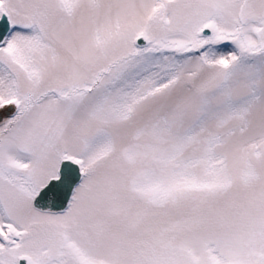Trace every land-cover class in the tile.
Here are the masks:
<instances>
[{"label":"snow or ice","instance_id":"1","mask_svg":"<svg viewBox=\"0 0 264 264\" xmlns=\"http://www.w3.org/2000/svg\"><path fill=\"white\" fill-rule=\"evenodd\" d=\"M0 264H264V0H0Z\"/></svg>","mask_w":264,"mask_h":264}]
</instances>
